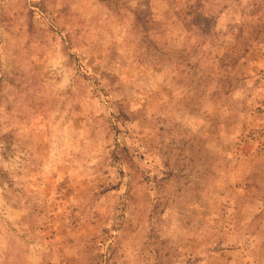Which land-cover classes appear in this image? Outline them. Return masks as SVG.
I'll return each instance as SVG.
<instances>
[{
	"label": "rangeland",
	"instance_id": "1",
	"mask_svg": "<svg viewBox=\"0 0 264 264\" xmlns=\"http://www.w3.org/2000/svg\"><path fill=\"white\" fill-rule=\"evenodd\" d=\"M0 264H264V0H0Z\"/></svg>",
	"mask_w": 264,
	"mask_h": 264
}]
</instances>
